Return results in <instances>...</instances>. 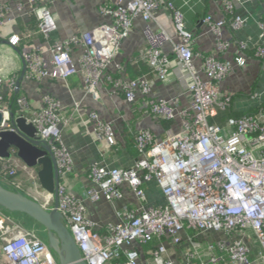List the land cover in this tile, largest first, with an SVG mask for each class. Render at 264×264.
Returning a JSON list of instances; mask_svg holds the SVG:
<instances>
[{"label":"built area","instance_id":"built-area-1","mask_svg":"<svg viewBox=\"0 0 264 264\" xmlns=\"http://www.w3.org/2000/svg\"><path fill=\"white\" fill-rule=\"evenodd\" d=\"M28 1L45 43L21 45L22 37L17 33L5 39L12 47L19 48L27 65V76L38 80L45 76L67 79L80 74L86 91L95 99L100 98V85L107 82L121 90L127 101L134 102L138 94L147 97L150 113L157 119L182 120L181 130L170 129L162 139H157L148 128L137 131L135 142L139 155L132 167H109L97 162L90 166L87 177L91 186L85 194L92 201L102 197L109 201L123 198L124 184L139 199L146 200L145 184L151 181L158 184L166 198L164 205L127 210L101 234L87 217L81 196L69 190L66 183L74 164L62 140L61 126L68 124L70 118L63 114L61 102L45 95L40 107L34 108L24 94L12 92L6 96L1 88L8 79L0 75V110L4 116L0 129H14L8 123L14 113L15 117L23 116L32 123L36 136L49 144L60 175L58 210L86 263L139 264L138 244L147 245L167 236L179 245L183 233L193 230L225 232L234 239L210 242L208 260L201 258L196 250L184 263L169 257L167 246L159 243L149 251L153 264H264V104L255 112L227 117L225 124L218 120L219 114L231 109L234 101V95L222 92L219 83L237 67L246 69L250 48L245 41L223 38V27L230 24L233 29H240L246 25L247 18L234 14L230 20L227 17L214 20L206 15L203 21L216 36V49L200 54L194 52V34L187 28L183 12L171 0H104L100 10L111 22L62 40L53 37L58 27L49 7L50 0ZM226 5L234 8L231 0ZM24 7L19 1L17 8ZM160 9L172 22L175 36L158 20L156 14ZM7 11V3L0 2L2 34L10 22ZM136 18L144 21L147 63L156 78L165 81L174 60L191 75L189 106H181L177 99L152 97L153 81L148 75L125 79L108 73L124 40L133 31ZM259 24L264 37V18ZM234 41L239 51L233 62L222 54ZM166 44L171 46L174 60L165 52ZM48 45L49 56L45 50ZM78 46L83 51L76 63L72 54ZM196 56L201 58L200 67L195 64ZM254 56L264 63V42L254 46ZM115 66L117 71L123 70L120 64ZM11 85L14 87L13 80ZM12 97L17 111L12 108ZM250 97L263 99L264 90L254 91ZM75 108L81 110V103L76 102ZM83 123L93 125L92 134L107 148L117 143L113 124L101 119L97 112H88ZM11 153L9 158L0 157V180L9 188L23 192L19 190V182L13 180L18 170H23L36 186L40 185L38 169L27 166L15 151ZM25 194L48 210L55 207L54 194L44 189L34 187ZM43 234L39 227L24 225L0 206V264H60Z\"/></svg>","mask_w":264,"mask_h":264},{"label":"crops","instance_id":"crops-1","mask_svg":"<svg viewBox=\"0 0 264 264\" xmlns=\"http://www.w3.org/2000/svg\"><path fill=\"white\" fill-rule=\"evenodd\" d=\"M19 1L25 5L23 10L17 8ZM19 1L0 0L1 3L8 5L6 17L10 21L4 34L1 33L3 31H0V75L8 79V83L3 85L1 91L6 96H11L12 92H17L19 95L24 94L34 108L40 107L45 95H50L61 102L63 114L70 118L68 124L61 126L62 140L70 151L74 164V169L66 183L69 190L77 193L83 199L87 208V217L96 224V230L101 234L106 233L107 226L117 223L127 210H139L146 206L166 204L165 195L155 181L145 184L146 200L139 199L133 190L124 184L122 186L123 198L109 201L102 197L97 201H92L85 194L86 189L91 186L87 173L90 166L96 162L109 167H132L139 155L134 143L136 132L148 128L154 132L157 139H162L167 135L168 130L179 131L182 129L181 118L178 117L173 122L159 120L150 113L147 97L138 94L134 102L127 101L121 90L107 82L100 85V98L95 99L86 91L80 74L67 79L45 76L38 80L27 76L26 69L19 90L16 91V84L22 75L24 63L17 49L5 42L7 35L9 37L11 33H17L21 35L22 41L27 43H45L43 36L38 32L32 4L28 0ZM171 1L183 12L187 28L194 34V52L200 54H208L216 49V36L211 27L203 21L206 15H211L214 20H220L223 17L230 20L234 14L247 18L246 25L240 29H233L230 24L223 27V38L245 41L250 48L249 55H246V69L237 67L232 75L219 83V87L222 92L234 95L232 107L236 114H243L253 109L262 99L251 98V93L264 90V63L254 56V46L264 42L259 24V20L264 18V0H243V4L237 0H231L234 4L233 9L226 5V1L230 0ZM103 3L104 0H50L49 7L55 16L58 27L53 35L54 40L66 39L100 24L111 22L110 17L105 16L100 10ZM156 15L161 24L168 29L172 36H175L173 24L163 9L158 10ZM155 27H157V23H155ZM143 28L144 21L141 18H136L133 31L124 40L114 64L108 69V73L122 76L125 79L138 78L147 74L153 81L152 97L167 100L177 99L181 106H189L191 75L174 60L175 55L169 44H166L164 49L174 61L168 78L165 81H160L153 73H142L148 69L146 67L148 65L147 42ZM45 50L46 54L50 55L49 45ZM82 51L79 46L73 49L72 55L76 63H78ZM238 51L239 48L234 41L228 51L222 54V57L234 62ZM194 61L198 67L201 66L202 61L199 56H196ZM116 64H120L123 70L117 71ZM201 74L204 76L203 73ZM12 80L14 87L11 85ZM15 88L16 90H13ZM11 102H13V110L17 111L14 97ZM76 102L81 103L82 111L75 108ZM90 111L97 112L101 119L113 124L117 141L114 146L107 148L92 134L93 125L90 123H88L89 126L84 125L83 121ZM221 123L225 124L223 121ZM13 180L19 182V186H21L19 190L25 193H30L34 187L43 190L42 186H36L23 170H18ZM30 226L38 227L35 224H30ZM183 238V242L179 245L173 244L167 236L161 240L155 239L153 241L155 244H150V247L144 246L146 244H138L139 264H153L149 251L159 243L167 246V255L177 263H184L196 250L201 258L208 260L211 253L207 245L210 242L214 243L222 239L231 240L234 239V236H229L225 232L198 233L187 230L183 233Z\"/></svg>","mask_w":264,"mask_h":264},{"label":"water","instance_id":"water-1","mask_svg":"<svg viewBox=\"0 0 264 264\" xmlns=\"http://www.w3.org/2000/svg\"><path fill=\"white\" fill-rule=\"evenodd\" d=\"M6 43L9 44L7 40ZM20 53L18 47L14 46ZM21 77L17 81V90L25 75L27 65L25 61ZM4 119L0 110V126ZM14 129H0V157L9 158L15 151L16 155L29 167L38 168V179L44 190L53 193L55 207L52 210L44 208L39 201L21 191L9 188L0 180V206L11 212L28 215L46 231L49 246L56 253L60 264H87L82 258L77 242L64 223L63 215L58 210V186L60 175L56 158L49 144L36 136V127L28 123L23 116H16L8 122Z\"/></svg>","mask_w":264,"mask_h":264},{"label":"trees","instance_id":"trees-1","mask_svg":"<svg viewBox=\"0 0 264 264\" xmlns=\"http://www.w3.org/2000/svg\"><path fill=\"white\" fill-rule=\"evenodd\" d=\"M26 42L25 41H22V43H21V45H23V44H25ZM147 65V64H146ZM146 67H148V69H145V71L144 72H142V73H153L152 72V70L150 69V67H149V65H147ZM145 75H147V74H145ZM261 104H264V97H263V99L261 100V101H259L258 102V104L253 108V109H251L250 111H247V112H250V113H252V112H255L257 109H259V107H260V105ZM234 115H241V114H236L235 112H234V109H233V107L231 108V109H229V110H226L225 112H221L220 114H219V116H218V120H219V122L221 123L222 121L223 122H225L226 120H227V117H229V116H234ZM223 124V123H222ZM134 143H135V147H136V149L138 150V148H137V145H136V142H135V136H134ZM7 186V185H6ZM5 209V208H4ZM6 210V209H5ZM6 211H8V212H10L11 214H14V215H16L15 217H16V219H18V220H20V221H22L23 223H24V225H26V226H30V224H35L36 226H38L41 230H42V233H44L43 235H44V237L46 236V231H45V228L41 225V224H39L37 221H35L34 219H32L31 217H29L28 215H26V214H24V213H20V212H11V211H9V210H6ZM150 244H155V243H150ZM150 244H148V245H144V246H149L150 247ZM141 246V245H140ZM152 247V246H151ZM153 247H154V245H153ZM148 248V247H147Z\"/></svg>","mask_w":264,"mask_h":264},{"label":"rangeland","instance_id":"rangeland-1","mask_svg":"<svg viewBox=\"0 0 264 264\" xmlns=\"http://www.w3.org/2000/svg\"><path fill=\"white\" fill-rule=\"evenodd\" d=\"M34 168H36V167H34ZM36 169H38V168H36ZM12 216H14V217H15L16 215L12 214ZM15 218H16V217H15ZM32 224H33V223H32Z\"/></svg>","mask_w":264,"mask_h":264}]
</instances>
